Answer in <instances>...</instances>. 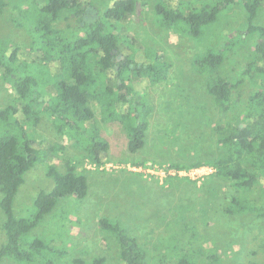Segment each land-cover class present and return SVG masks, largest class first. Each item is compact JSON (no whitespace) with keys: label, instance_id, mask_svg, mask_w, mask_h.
<instances>
[{"label":"rangeland","instance_id":"1","mask_svg":"<svg viewBox=\"0 0 264 264\" xmlns=\"http://www.w3.org/2000/svg\"><path fill=\"white\" fill-rule=\"evenodd\" d=\"M6 1L8 5L0 20V54L7 55L17 47L16 65H26L24 72L30 67L38 76L42 75L39 90L42 98L45 96L48 100L45 87L52 85L50 74L54 77L57 68L50 65L40 71L32 66V61L40 58L42 52L32 50L37 48L33 43L37 36L29 27V23L35 22L42 1ZM79 1L82 4L78 10H83V21L79 22L73 12L64 11L52 26L68 36L84 35V27L116 0ZM227 1L229 4H225L216 20L204 26L198 35L193 34L190 25L182 19L175 27L165 25L163 17L155 10V0H138L132 15L115 25L113 33L119 37L124 53L129 52L136 61L157 65V70L168 65L165 78L157 79L154 72L148 76L152 71L148 68L145 69L148 73H143L137 82L136 97H141L152 110L145 144L137 152H131L124 125L103 112L98 99L91 100L95 111L93 121L110 143L109 162L97 167L88 160L83 165L80 161L79 170L84 171L88 181L86 197L58 199L54 209L24 236L25 248L37 239L45 243L46 249L41 253L43 259L19 261L5 257L0 264H68L77 257L92 264L100 256L105 257L104 264H124L118 239L99 223L102 217L119 220L139 239L148 250V264H173L183 254L203 263L210 253L218 255L220 264H264V218L254 211L230 214L225 209L232 194L247 195L253 203L261 204L264 180L253 190L243 192L214 174L207 175L201 183L184 178L171 181L167 178L161 182L128 169L137 160L160 164L175 160L190 162L210 160L225 152L218 144L213 126L234 119L255 89L252 79L244 74L250 67L254 42L260 35L255 33L247 38L244 35L248 0H173L172 6L169 3L187 15L191 10ZM255 21L264 26V0H261ZM232 35L236 40L228 49L226 44ZM220 51L224 52V59L212 70L205 64V57ZM216 74L240 82L233 91V97L241 100L239 107L224 112L216 105L207 90L209 78ZM124 75L136 83L131 71ZM11 86L1 68L0 111L15 102ZM50 91V95L56 94L52 86ZM118 112L122 113L120 109ZM55 123L60 124V121ZM25 125L31 131L11 129L0 119V134L8 130L5 134L30 138L33 147L41 150L38 161L25 173L13 203L15 216L28 219L37 214L35 199L38 194L52 191L55 185L54 179L47 174L49 157H45L40 142L44 140L65 147L52 161L61 171L66 169V157L76 156L80 160L85 151L60 134L46 110L41 112L36 126ZM87 129L91 130V123H87ZM83 142L86 143V139ZM4 222L5 214L0 207V247L7 240Z\"/></svg>","mask_w":264,"mask_h":264},{"label":"trees","instance_id":"2","mask_svg":"<svg viewBox=\"0 0 264 264\" xmlns=\"http://www.w3.org/2000/svg\"><path fill=\"white\" fill-rule=\"evenodd\" d=\"M42 6L37 11L35 22L29 23L30 30L35 32L37 39L32 50L42 52L40 58L32 61L34 68L45 69L55 65L57 72L54 77L50 74L49 82L55 89V95H50V87H45L48 100L42 98L38 76L33 69L26 65H16L18 48L9 54H0V69L9 78L14 91L15 102L0 111V119L11 129L19 131L30 130L26 123L37 125L41 120V112L50 114L57 130L73 146H80L85 153H81L80 160L76 156L66 157V169L61 171L56 164H52L59 151L65 147L58 143L40 142L45 157H49L47 174L54 179V188L50 192L41 191L35 199L38 211L32 218L16 217L13 210L15 196L24 181V175L40 157L39 149L33 147L30 138H19L8 135V130L0 134V191L2 198L0 207L5 214L3 229L7 240L0 247V260L5 257L21 261L43 259L42 252L46 245L42 240H35L25 248L23 242L27 235L43 217L50 213L58 199L65 196L84 198L88 194V181L84 171L79 170L85 160L97 167L107 164V154L110 150L109 141L102 135L101 130L93 121L95 111L91 100L98 99L101 110L124 125L128 136V148L137 152L145 144V135L149 127V117L152 112L149 105L136 97L137 82L142 79L145 69L148 73L157 74V79L165 78L168 65L157 70V65L136 61L129 52L121 50L119 37L113 33L115 25L127 19L136 9L138 0H116L114 4L103 11L98 17L84 27L85 34L65 35L57 30L52 23L58 20L65 11L73 12L79 22L83 21L82 4L79 0H41ZM155 10L163 17L165 25L175 27L179 20H185L190 25V31L198 35L204 26L216 20L225 4L214 7L204 6L191 10L187 15L172 8L173 0H155ZM170 3V5H169ZM261 0H248L246 3V38L259 33L254 42L253 58L249 69L244 73L249 75L255 85L243 110H239L234 119L220 122L213 126L218 134V144L225 148V152L210 160H195L190 162L169 161L176 168H190L200 165H214V176L227 181L238 191H250L264 180V26L255 21ZM8 2L0 0V20L5 13ZM168 5V6H166ZM170 6V7H169ZM67 16V15H65ZM68 18V16L66 17ZM236 38L229 36L227 46L230 48ZM224 59V52H211L205 57V64L214 70ZM162 70V72H160ZM131 71L130 76H125ZM145 71V72H143ZM158 71V72H157ZM208 93L214 98L216 105L222 111H229L239 107V101L233 97L237 83L231 79L216 74L207 82ZM118 109L122 113L118 112ZM239 109V108H238ZM56 120L60 124H56ZM91 123V130L87 129ZM89 133V135H87ZM88 138V139H87ZM86 139V143L83 140ZM81 161V163H80ZM142 160L133 161L134 165L142 164ZM174 178H184L170 176ZM189 180V179H188ZM192 183L195 181L190 180ZM262 183V182H261ZM263 186V184H262ZM264 198V188H262ZM230 214L254 211L264 218V201L253 203L247 195L232 194L225 208ZM101 227L113 233L119 241L120 258L124 264H148V250L119 220L102 217L99 219ZM186 248V247H185ZM203 263L183 254L173 264H220L217 254L206 255ZM196 258V255H195ZM105 257L100 256L92 264H104ZM68 264H86L83 258L77 257Z\"/></svg>","mask_w":264,"mask_h":264},{"label":"built area","instance_id":"3","mask_svg":"<svg viewBox=\"0 0 264 264\" xmlns=\"http://www.w3.org/2000/svg\"><path fill=\"white\" fill-rule=\"evenodd\" d=\"M91 165V164H90ZM93 166H96L92 164ZM128 169L140 174L141 176L155 177L160 179L163 182L164 179L169 178L170 176H179L185 177L189 180L201 183L205 177L209 174H214L216 167L214 165H200L190 168H176L167 164L154 163L153 161L144 162L140 165H130Z\"/></svg>","mask_w":264,"mask_h":264}]
</instances>
